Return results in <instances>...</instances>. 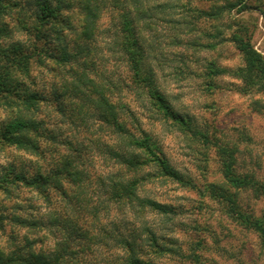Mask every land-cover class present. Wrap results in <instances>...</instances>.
<instances>
[{
    "label": "clouds",
    "instance_id": "9594fccd",
    "mask_svg": "<svg viewBox=\"0 0 264 264\" xmlns=\"http://www.w3.org/2000/svg\"><path fill=\"white\" fill-rule=\"evenodd\" d=\"M0 264H264V0H0Z\"/></svg>",
    "mask_w": 264,
    "mask_h": 264
}]
</instances>
